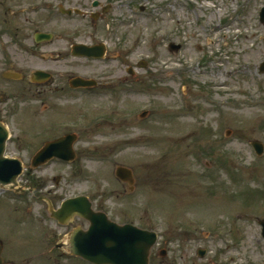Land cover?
<instances>
[{
    "label": "rangeland",
    "instance_id": "obj_1",
    "mask_svg": "<svg viewBox=\"0 0 264 264\" xmlns=\"http://www.w3.org/2000/svg\"><path fill=\"white\" fill-rule=\"evenodd\" d=\"M38 2L48 3L31 18L18 10ZM59 4L89 14L66 18ZM263 8L264 0H0V121L11 136L6 156L25 166L19 187L32 189L0 186L5 259L86 264L58 250L77 226H58L49 212V202L85 195L115 222L158 234L149 264H264V154L252 145L264 147ZM36 30L60 33L40 47L62 55L55 70L27 50ZM82 43L105 44L110 58H73ZM37 67L53 77L45 87L28 82ZM76 78L98 87L71 90ZM70 134L74 163L32 168L47 142ZM119 167L133 172L132 189Z\"/></svg>",
    "mask_w": 264,
    "mask_h": 264
},
{
    "label": "water",
    "instance_id": "obj_2",
    "mask_svg": "<svg viewBox=\"0 0 264 264\" xmlns=\"http://www.w3.org/2000/svg\"><path fill=\"white\" fill-rule=\"evenodd\" d=\"M261 18L264 23V10ZM83 48L77 47L75 51L83 49L85 50L83 52L85 56L95 58H102L105 52L103 47ZM180 48L181 46L172 45L171 50L179 51ZM143 66L144 64L141 65V67ZM261 73H264V65L261 68ZM7 77L20 78L19 75H7ZM93 83L77 80L75 85L87 86ZM7 140L8 132L0 124V184L15 185L17 184V178L22 173V163L5 158ZM75 141V136H67L47 143L40 154H38L40 157L36 158L35 166L42 165L54 157L65 160L73 159L72 147ZM255 147L258 154H263L264 148L261 144H256ZM118 176L127 181L131 179V172L120 168ZM91 207V203L85 197L69 200L64 203L60 211L53 212L57 218L63 215L70 217L80 216L91 222V228L88 232L76 230L71 234L69 245L66 247L69 252L95 264H149L151 249L157 241L155 233L132 225L120 226L109 221L106 215L95 213ZM261 225L263 226L264 237V222ZM2 252L3 243L0 241V264H4Z\"/></svg>",
    "mask_w": 264,
    "mask_h": 264
},
{
    "label": "flooded vegetation",
    "instance_id": "obj_3",
    "mask_svg": "<svg viewBox=\"0 0 264 264\" xmlns=\"http://www.w3.org/2000/svg\"><path fill=\"white\" fill-rule=\"evenodd\" d=\"M95 2H98V1H95ZM47 3L48 2L29 3L27 6H24V7L22 6L18 10L20 11V13H22V15H27L29 18H31V15H33V13H35V9L37 8V6H36L37 4H39V5L44 4L45 5ZM99 5H100V2H98V6ZM57 8H58V10L60 12L62 10H65V11L68 10L67 8H64L63 5H61V4H59V6L57 5ZM74 9L80 10L83 13V9L80 8V7L79 8L77 7V8H74ZM106 10H107V8H104V13H105ZM82 13L80 14V16L83 15ZM88 14L89 13H85L84 15L87 16ZM69 15L70 16H72V15L77 16V14L71 12L70 14L69 13L65 14V17L67 18ZM99 15H102V14H99ZM77 18H81V17L77 16ZM26 20L30 21L28 18ZM4 32H6V30ZM59 36H60V33H54L52 31H47V30L46 31H38V30H36L34 35L32 36L34 45H31V49L28 48L27 50H29V51H31L33 53H36V51H37L41 55V58H42L41 63L48 64V65L52 64V65H50L51 66L50 69L51 70L52 69L55 70L56 66H54V64H56V62H57L55 59L61 60L60 58L62 57V55H59L58 53L56 54V53H50L48 51H44L40 47H42L43 45H51L54 41H56L59 38ZM27 38H28V35L26 36L25 39H21L20 41L21 42H26ZM82 44H85V43H82ZM92 45H94V44H92ZM72 53L73 52L71 51L70 55L73 58L76 59V57H74L72 55ZM107 53H108V48H107ZM78 59H82V58H78ZM85 60H92V59L86 58ZM28 67H29L30 70H32V68H30L31 66L28 65ZM47 70L48 69L43 68V67H37L35 70L31 71L30 73H31L32 76H28L27 77L28 82L30 83V85L41 86V87L47 86L50 83L49 80H47L46 83L45 82L43 83L41 77H37V78L33 77V74H37V73L50 74ZM10 72H15V70L11 69ZM51 78H53L52 75H51ZM93 84H95V86L93 88H97L98 87V83L96 81H94ZM72 90H75V89H72ZM78 90L79 89H77V91ZM74 225H76L77 227L80 226V227H83V228L87 227V224L84 221L80 220V219H75L74 220Z\"/></svg>",
    "mask_w": 264,
    "mask_h": 264
}]
</instances>
